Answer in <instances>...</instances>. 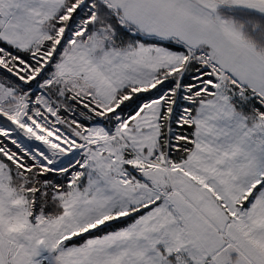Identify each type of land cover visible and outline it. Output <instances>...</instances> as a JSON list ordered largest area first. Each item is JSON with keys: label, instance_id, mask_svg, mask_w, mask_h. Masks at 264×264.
Listing matches in <instances>:
<instances>
[{"label": "snow or ice", "instance_id": "6c2138e0", "mask_svg": "<svg viewBox=\"0 0 264 264\" xmlns=\"http://www.w3.org/2000/svg\"><path fill=\"white\" fill-rule=\"evenodd\" d=\"M0 264H264V0H0Z\"/></svg>", "mask_w": 264, "mask_h": 264}, {"label": "rangeland", "instance_id": "374dc122", "mask_svg": "<svg viewBox=\"0 0 264 264\" xmlns=\"http://www.w3.org/2000/svg\"><path fill=\"white\" fill-rule=\"evenodd\" d=\"M179 112V109H177V113Z\"/></svg>", "mask_w": 264, "mask_h": 264}]
</instances>
